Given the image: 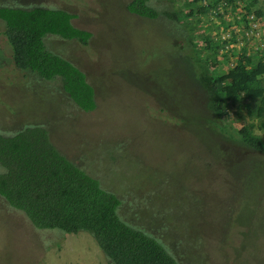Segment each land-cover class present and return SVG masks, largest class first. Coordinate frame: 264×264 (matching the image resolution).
I'll return each mask as SVG.
<instances>
[{"label": "rangeland", "instance_id": "374dc122", "mask_svg": "<svg viewBox=\"0 0 264 264\" xmlns=\"http://www.w3.org/2000/svg\"><path fill=\"white\" fill-rule=\"evenodd\" d=\"M127 1H44L77 14L75 25L93 35L89 46L67 47L96 89L98 107L91 113L58 85L16 68L0 20V134L43 122L65 155L83 160V168L118 196L129 223L146 227L173 249L177 244L183 255L198 238L203 264H264V196L239 202L240 182L226 172L220 142L203 134L195 119L177 124L172 111L158 109L168 94L180 116L195 110L188 67L170 47V39L184 42L187 33L172 31L165 19L129 13ZM261 2L257 7L264 9ZM0 5L12 8L8 0ZM213 20L203 17L195 43L207 27L230 40L231 29ZM232 118L236 126L246 122L235 113ZM56 232L36 229L0 203V264H108L90 234Z\"/></svg>", "mask_w": 264, "mask_h": 264}, {"label": "trees", "instance_id": "16d2710c", "mask_svg": "<svg viewBox=\"0 0 264 264\" xmlns=\"http://www.w3.org/2000/svg\"><path fill=\"white\" fill-rule=\"evenodd\" d=\"M8 1L12 8L0 5V20L16 68L58 85L83 112L95 111L98 103L90 75L67 48L71 44L89 46L93 37L75 25L77 14L45 4V0ZM260 3L129 0L125 5L131 14L165 19L172 31L187 33L184 42L170 39V47L176 54L181 52L177 59L188 67L187 89L197 97L195 110L180 116L182 112L173 109L168 94L158 109L172 111L171 119L177 124L179 119H195L203 134L220 142L218 149L227 156L225 170L240 182L241 203L245 199L260 201L264 196V50L250 54L230 48V40L212 33L210 27L198 34L197 44L194 32L202 26L203 17L221 19L224 30L231 29V47H235L252 28L249 16L253 13L259 18L258 27L264 28V9L257 7ZM228 14L234 23L227 22ZM238 24L242 26L240 32L236 30ZM224 62L222 68L219 64ZM234 113L246 121L242 126L234 124ZM30 123L8 132V136L0 134V203L22 213L38 230L57 231L62 237L90 234L108 264L205 263L199 258L203 254L198 238L196 246L186 248L183 255L177 244L173 249L146 227L129 223L121 213V200L83 168V160L65 155L43 122ZM196 144L195 149H200ZM80 158L87 157L82 153ZM246 168L254 172L250 175ZM55 245L61 247L59 242Z\"/></svg>", "mask_w": 264, "mask_h": 264}, {"label": "clouds", "instance_id": "9594fccd", "mask_svg": "<svg viewBox=\"0 0 264 264\" xmlns=\"http://www.w3.org/2000/svg\"><path fill=\"white\" fill-rule=\"evenodd\" d=\"M238 19H240V17H238ZM226 20L227 22L231 23L232 17L230 14L227 15ZM236 27H237L236 30L240 32L242 26L238 24L236 25ZM227 31H229V29ZM229 34H231L230 31ZM229 44H230V48H234L235 50H240V51L242 50L244 52L248 51L250 54L255 53V51L259 49L264 50V28H258L256 30H253L251 28L249 31H246L244 33V35L242 36V41L238 42L235 45V47H231V38Z\"/></svg>", "mask_w": 264, "mask_h": 264}, {"label": "built area", "instance_id": "2783aa9c", "mask_svg": "<svg viewBox=\"0 0 264 264\" xmlns=\"http://www.w3.org/2000/svg\"><path fill=\"white\" fill-rule=\"evenodd\" d=\"M249 20H250V24H251L253 30H256L259 28L258 22H257L258 18L255 14H252L251 16H249Z\"/></svg>", "mask_w": 264, "mask_h": 264}]
</instances>
